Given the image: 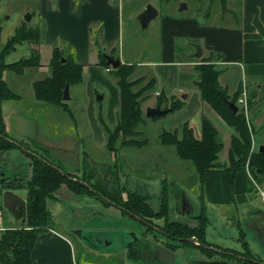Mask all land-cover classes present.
<instances>
[{
	"label": "crops",
	"instance_id": "crops-1",
	"mask_svg": "<svg viewBox=\"0 0 264 264\" xmlns=\"http://www.w3.org/2000/svg\"><path fill=\"white\" fill-rule=\"evenodd\" d=\"M183 1H185L183 4H185L186 8L181 11L177 10L176 6ZM186 1L188 0L158 1L160 4H163L162 12H159V9L156 8L158 13L153 19L156 21V25H158V58L148 61L137 60L133 63V61L123 60L121 55L116 53V50H120V44L123 39L124 0H0V33L4 30H9L7 31L9 35L4 37L2 43L23 23L27 27L39 28L42 38L38 46L27 43L16 46L15 50L17 51L18 58L8 61L9 56L14 53L12 52L6 58V63L15 62L19 57H27L31 49H37L40 57V66L27 69L21 75L32 70L41 74L43 77L40 79H43L50 75L48 64L53 47H57L63 49L65 55H71L74 61L82 66V81L83 76L87 77L88 82L93 81L89 84L85 98L86 109L84 110L82 107L79 111V113H82L80 116L84 120L85 125L90 128V135L85 139L86 144L82 145L84 139L80 134L59 135L60 137L52 141L44 140V144L46 145L44 151H62L69 154L71 158L73 146L78 143L79 157L82 151L83 158H90L89 152L96 149V147L105 146L106 150L112 152L117 148L122 149L120 147L124 146L122 141H120L119 146H114L113 150H109V146H107V130L114 129L119 120L120 96L116 78L108 76L110 72L106 71L107 68L98 64V51L100 50L108 55H113L115 58H119L121 64L135 66L131 80L142 79L143 81H140L139 85L133 86V91H138L140 87L145 86L149 81L153 84L151 90L141 95L143 100L140 105L142 106V103L148 99V92L156 99L151 104L146 103L144 109L157 107V97L159 94L164 95L166 98L174 97L183 101L182 106L173 112L167 113L164 116L161 115L162 117L157 119L149 117V120L147 119L148 122L144 120L143 124L145 126L151 123L153 126L159 128L164 124L167 126H174L176 124V128H179L182 123L187 122L193 128V131L196 130L200 133V115L203 114L215 126L223 141L222 154L219 160L226 162L231 136L234 132L209 105L200 100L199 93L194 85L197 80L194 66L199 64L202 59H212L215 67L222 70L218 77V82L230 98L236 99L235 105L238 107V111L241 108H239L237 100L242 90H245L247 100L251 102L247 108V118H245L251 136V150H258L259 146L264 145V0H205V4H201L199 0H190L193 1L191 2L192 13L188 12L189 7L187 4L189 3ZM215 1L222 8L219 6L214 13V8L212 7L216 6L213 4ZM139 12L141 13V10ZM23 16H29V21H25ZM192 44L200 46L201 54L199 57L193 56L195 48ZM24 46L26 48L19 50ZM139 67H145L146 70L143 69L144 71L136 72ZM42 69L43 71H40ZM40 79H33V81L31 79L29 83L30 87L32 88L34 81ZM95 79L99 80L96 84H94ZM155 93H158V95ZM31 95L34 98L33 89ZM18 98L19 96L17 100H19ZM7 101L1 104L0 113L6 134L4 140L11 144L9 151L13 148H18L19 150L24 148L33 155V157L30 156V165L32 159H41L47 165L59 170L67 180L90 187H94L96 183L99 184L93 175H89L88 173L86 175L83 174L81 165L66 170L62 165L53 163L45 156L39 155L36 150L29 148L28 141L30 138L26 140L10 138L8 135V117L4 111V105ZM165 105V103L161 104L159 106L160 109H168L164 108ZM64 107L65 109L63 110L72 119L73 112L67 110L66 104ZM178 111H181V113L177 119H166L168 114H174ZM16 115L20 120L23 118L19 114ZM160 132L158 131L157 137ZM255 140H258V142L255 143ZM256 144H258V147ZM83 158L81 157V159ZM105 164L95 162V166H104ZM112 169L118 173V182L125 183L126 187L130 183L132 185L131 191L144 195L141 193L145 191V183L142 180L138 181L136 178L131 181L128 179L121 180L120 174H124L125 172L123 171L125 170L120 166H115ZM30 177L31 172L28 179L24 181L25 184L23 186H15L12 190L16 192L18 189L24 188L26 190L25 185ZM250 177L251 175L249 176L246 170L230 172L225 169H214L206 172L201 180L204 182V195L209 205L207 206H212V209H215L224 220V225L222 223V227L220 228L225 230V228L230 227L227 229L229 231H233L231 229H234L238 241L242 242L240 244L242 251L246 249L249 252L250 244L246 238L255 234V221L261 215L260 213L264 212L263 207L260 210L258 209L260 207H255L253 203L254 200L251 197H255L256 193ZM112 187L113 183L109 179H105L101 189L106 191V189ZM162 191H165V189H162ZM118 194L121 201L125 202V190L121 188ZM145 194L147 197L146 203L156 213L160 208V203L156 208H152L148 201L150 195L147 192ZM79 195L69 189L66 184H62L45 201H57L62 196L66 199H74ZM165 197L167 204V198L169 197L167 194ZM182 198V208L177 203L171 202V204H167L168 212L163 220L158 221L160 225L164 226L167 222H178L188 228H196L199 225V216L203 212L206 214V204L204 201L199 204V202L197 203V199H189L185 192H183ZM23 199L26 201L27 191ZM178 205L180 208L177 212L176 206ZM105 206L108 208H105ZM105 206L106 210H110L115 215V221H119L122 218L132 219L127 214H123L119 210V207L111 204ZM121 206L123 207V205ZM196 206L200 210H197ZM45 208L49 214L48 221L50 225L48 224L46 227H40L39 229L40 231L30 255L33 264H89L87 262V255L89 253L98 257L103 256V259L106 260L105 263L108 264L111 262H116V264H154L129 260L125 258V252H121L123 254L98 253L82 244L77 237H74L76 243L81 245L79 250L81 252L79 258H77V250L73 237L71 238L66 232L61 233L53 228L51 223L53 217L46 204ZM86 208L89 209L85 206L84 209ZM228 209L229 211H227ZM232 209L234 210L233 213ZM3 210L7 211L0 204V235L7 228L21 226V212L17 214V211L14 213L8 211L11 216H9L6 222L2 221ZM19 211H21V208ZM170 213L173 219H169ZM82 214L83 211L80 210L78 217H83ZM238 214L242 215L243 223L241 220L239 221ZM153 235L150 238L153 239ZM208 235L206 228H204V242L209 248H215V250L210 249L216 253L214 256H217V253L241 252L230 245L229 247H220L212 244L208 240ZM160 236L162 237V235L158 234V240L152 241L166 247L165 244L161 243ZM255 238L264 251V239L260 240L261 238H258L256 235ZM191 239L194 241H189L188 244H196V237L192 236ZM175 252L177 253V250ZM207 253L213 254L211 252ZM209 254L206 256L202 254L203 259L194 258V264H222L211 263L213 256ZM262 258L264 259V257Z\"/></svg>",
	"mask_w": 264,
	"mask_h": 264
},
{
	"label": "rangeland",
	"instance_id": "rangeland-1",
	"mask_svg": "<svg viewBox=\"0 0 264 264\" xmlns=\"http://www.w3.org/2000/svg\"><path fill=\"white\" fill-rule=\"evenodd\" d=\"M199 1L201 4H205V0ZM186 2L190 4H187L189 7L188 12L192 13L193 8L191 2L193 1L188 0ZM180 3H185V1ZM180 3L176 6L177 10L180 7ZM146 4H151L155 9L158 8L159 12H162L163 10V4H160L158 0H124L123 39L120 44V50H116V53H119L123 60L133 61L134 63L137 60L148 61L158 58L159 40L157 35L158 25H156V21H151V23L145 29H142L137 21V17L140 14L139 11L141 10L142 12V9H144ZM213 4L216 5L215 7H212L214 8L213 12L215 13L217 8L219 6L221 7V5L217 1L213 2ZM7 31L4 30L0 33V44H3L2 42L4 37L9 35L7 34ZM23 48H26V46L21 47L19 50H22ZM13 52L14 53L9 56L8 61H13L18 58L17 51L14 50ZM23 57H19V59ZM143 69L146 70L145 67H139L136 72L144 71ZM40 71H43V69ZM108 76L113 75L108 73ZM42 77L43 76L41 74H38V72L32 70L27 71L23 75H16L5 70L2 72V78L6 81L10 87V90L15 95L19 96V100L15 99L7 101V103L4 105V111L8 117V135L10 138L14 139L21 138L26 140L30 138L28 141L30 149L36 150L39 155L45 156L49 161L62 165L66 170H70L73 169V167H76V165L73 166L74 163L72 162L70 155L62 151H44V148L46 147L44 140L52 141L55 138L60 137L59 135L68 136L69 134L77 133L80 134L84 139L82 141V145H84L86 137H89L90 135V128L85 125L84 120L80 116L82 113H79V111L82 107L84 110L86 109L85 98L87 96L89 84L93 81L88 82L87 77L83 76V81L81 83L72 85L69 88L70 99L65 101V104L67 110H71L73 112V118L71 119L67 115L66 111L63 110L62 106L36 101L32 97V88L30 87L29 83L31 79L33 81V79H40ZM142 81L143 80H141V82ZM98 82L99 80H94V84ZM149 93L150 92H148V99L145 100L141 106L144 115L146 109H144V105H146V103L151 104L156 99ZM180 113L181 111H178L174 114H168L166 119L175 120L178 118ZM16 114L21 115L23 118L20 120ZM144 115L142 118L148 122L149 117ZM144 120L134 128L136 134L133 133L134 135L130 134L128 136H122V134L118 133L112 137L113 146H119L120 141L124 142V146L120 147L122 149L117 148L116 150L109 152L106 150L105 146L98 148L96 147V149H93V151L89 152L91 159L90 161L93 163L98 162L110 164L112 168L115 166L122 167V169L125 170L123 171L125 173L120 174L121 180L128 179L131 181L135 178L138 181L142 180L145 183V192L150 195L148 201L150 202L152 208H156L159 205L161 192H163L162 196L167 194L169 197L167 198L168 205L171 204V202L174 204L177 203L181 205V208L183 207V192H185L189 199H197V203L199 202V204L204 201L206 204V214L204 212L203 213L207 217L205 228L209 234L208 240L212 244L218 245L220 247H229L230 245L232 248L243 252L240 245L242 242L238 241L237 234L235 233L234 229H231L233 231H229L227 229L230 227L225 228V230L220 228L222 227V223L224 225V220L215 209H212V206L208 207L209 205L204 195V182L201 181L191 162L177 158L173 147L162 146L158 141V131H161L162 129L171 131L175 129L177 125L175 124L174 126H167L164 124L158 128L153 126L151 123L145 126L143 124L145 122ZM194 135L197 138L200 137V133H198L196 130L194 131ZM144 140L145 142L143 143ZM257 142L258 140H255V143ZM256 145L258 147V144ZM17 149L18 148L11 149L9 154L11 159L16 161L17 172H20L21 175H24L25 180H27L31 172V153L28 150L26 151L24 148H21L20 150ZM221 154L222 153L219 154V157ZM81 157L83 158L82 151L78 160V166L81 165V160H83ZM258 185L261 186L259 183ZM127 188H132V185L128 183ZM162 189H165V191H162ZM16 193L21 198L26 196V190L24 188L18 189ZM195 196H197V198H195ZM174 198L176 199L173 200ZM251 198L254 200L253 203L255 207H260L258 208L260 210L262 207L264 208V205L260 203V200L257 196H253ZM45 204L53 217L51 221L53 228L61 233L66 232L71 238L73 237L77 250V258H79V254L81 252L79 251L81 245L76 243L74 239L76 236L71 232V230L85 229L87 226H91V224L95 222L110 223V221L114 220L115 216L110 210L105 209L108 208L105 206L107 205L106 203H102L94 197L87 195H79L74 199H66L62 196V198L57 201L47 200L45 201ZM85 206H87L89 209H84ZM196 209L200 210L199 207ZM80 210L83 211V217H78ZM227 211H229V209ZM231 211L232 213L234 212L233 209ZM239 214V221L241 220L243 223L244 220L242 215ZM9 216H11V214L8 211L3 210L2 221L7 222ZM169 219H173L171 213L169 214ZM48 224L49 221L42 227H46ZM160 239V241H162L161 243L163 244L175 245V242L168 238L161 237ZM246 240L250 244V252L253 256L261 258L264 257L263 248L256 241L255 234L249 236L246 238ZM176 250L180 256V261L178 264H194V258L203 259L202 254L204 256L209 254L199 247H195L191 244H180ZM209 255L213 256L212 260L219 259L217 256H214L216 253ZM102 261L103 263H101ZM87 262L89 264H108L105 263L106 260L103 259V256L98 257L97 255H93L91 253L87 255ZM109 264H116V262H111Z\"/></svg>",
	"mask_w": 264,
	"mask_h": 264
},
{
	"label": "trees",
	"instance_id": "trees-1",
	"mask_svg": "<svg viewBox=\"0 0 264 264\" xmlns=\"http://www.w3.org/2000/svg\"><path fill=\"white\" fill-rule=\"evenodd\" d=\"M158 1L169 2L171 0ZM41 40L39 28L27 27L23 23L14 30L13 34L3 44H0V107L4 101L15 100L18 97L2 79L1 73L5 70L21 75L27 69L40 66L37 49H31L27 57H23L16 62L6 63V58L16 49V46L23 43L38 46ZM98 64L109 69V72L116 78L119 88V120L114 129L107 130V144L109 150H113V136L118 133L122 136L136 134L134 128L144 120L140 105L143 100L141 95L151 90L153 84L149 81L145 86L140 87L138 91H133V86L139 84L142 80H131L135 66L121 64L116 69H112L102 55V50L98 51ZM48 67L50 75L36 80L32 84L34 98L37 101L59 105L65 109V102L62 100L64 86L66 82L69 83V86L81 83L82 66L77 64L71 55H65L63 49L53 47ZM194 70L197 74L194 85L197 88L200 100L209 105L234 132L230 140L227 161L221 162L219 160L223 141L215 126L203 114L200 115L199 138L195 137L193 128L187 122H184L179 128L171 131L161 130L158 135L159 142L163 145L172 146L179 159L190 161L201 180L206 172L214 169H225L230 172L247 169L257 184L264 185V151L251 150V136L244 113L241 110L234 113L227 105V101L236 104V99L230 98L218 82L222 70L217 69L210 58L200 60V63L194 66ZM165 98L164 95L159 94L157 105L160 106L165 103L164 108H168L167 113L179 109L183 104L180 99ZM167 100L169 101L166 102ZM250 103V100H247V107ZM162 116L150 118L157 119ZM5 137L0 113V151H7L11 147V144L4 140ZM62 183H65L69 189L78 195L90 194L87 187L67 180L59 170L47 165L43 160L32 159L31 177L25 185L27 191L25 224L10 227L1 232L0 264H33L30 256L31 250L40 227L47 224L46 221L48 222L49 219V214L45 209V199L52 196ZM127 198L125 202L120 201L123 207L136 214L153 216V211L146 203L147 197L135 193L132 196L128 195ZM167 212L166 197L164 195L156 215L165 218ZM206 222V216L202 213L199 216V225L196 228H188L178 222H167L164 229L167 233L176 237L190 238L194 236L201 244H205L203 238Z\"/></svg>",
	"mask_w": 264,
	"mask_h": 264
},
{
	"label": "water",
	"instance_id": "water-1",
	"mask_svg": "<svg viewBox=\"0 0 264 264\" xmlns=\"http://www.w3.org/2000/svg\"><path fill=\"white\" fill-rule=\"evenodd\" d=\"M185 4H181L179 10H184ZM157 10L151 5L147 4L144 10L138 15L137 21L142 29L147 28L148 23L157 16ZM25 21H29V16L24 17ZM195 48L194 57H199L201 54L200 46L192 44ZM106 62L112 69H116L121 62L119 58L113 55H108L102 52ZM62 100H69V83L66 82ZM227 105L232 112H237L238 107L231 101H227ZM168 112V109H160L157 107H148L145 109L146 117L161 116ZM259 152L264 151V145L259 146ZM4 156V158L2 157ZM72 162L78 166L79 160V145L74 144L71 152ZM16 161L12 160L9 151H0V204L2 208L14 213L17 206H21V225L25 223V205L26 201L21 198L10 187L23 186L25 184V176L17 171ZM20 166V165H18ZM255 221L254 233L260 240L264 239V212ZM92 220V219H91ZM122 225H109L107 223L95 222L85 229H73L72 233L88 248L98 252H107L111 254H118L125 252L126 258L134 260L139 263H154V264H178L180 256L172 250L163 247L152 240L144 237L139 229ZM257 238V240H259ZM263 244V242H262ZM204 261V260H202ZM219 261L213 260L211 263Z\"/></svg>",
	"mask_w": 264,
	"mask_h": 264
},
{
	"label": "flooded vegetation",
	"instance_id": "flooded-vegetation-1",
	"mask_svg": "<svg viewBox=\"0 0 264 264\" xmlns=\"http://www.w3.org/2000/svg\"><path fill=\"white\" fill-rule=\"evenodd\" d=\"M9 151V149L7 150ZM31 157H33L32 154H30ZM4 158V156H2ZM81 167H82V171L83 174H89V175H93L95 180H97L99 182V184L96 183V185L94 187H90L88 185L83 184L85 187H87V189L90 191V194H82V195H87V196H91L94 197L95 199H97L98 201H101L103 203L106 204H111L113 206L119 207V210L123 213V214H127L128 216H130L132 219H126V218H122L119 221H115L112 220L110 221V223H107L109 225H122V222H125V226L127 227H132V228H137L139 229V231L141 232V234L150 239V240H158V234L162 235V237L168 238L172 241L175 242L174 244H165L166 248L172 250L173 252L176 251V248L178 246H180V244H188L189 241H194L190 238H182V237H176L173 235H170L169 233H167L164 229L163 225H160L158 223V221L163 220L164 217H157V213L153 212V216H144L143 214H136L133 211L127 209L126 207H122L120 204V197L118 192L121 191V188H123L125 190V197L126 200L128 199V195L132 196L133 194H135V191H131L130 189H128L126 187L125 183H121L118 182V173L117 171H113L112 166L110 164H105L104 166H95V163L90 161V158H83V160L81 161ZM102 168V169H100ZM111 170V171H109ZM15 173H19L17 171H15ZM97 177V179H96ZM105 179H109L111 183H113V187L110 189H106V191H103L101 189V186L103 184V182L105 181ZM25 180V179H24ZM13 188V187H10ZM118 190V191H117ZM144 195L141 196H145L146 192H141ZM161 192V196H162ZM138 195H140L138 193ZM160 196V204L162 202L163 196ZM146 197V196H145ZM125 200V201H126ZM145 202V201H144ZM20 208L21 206H17L15 208V211H17V214L20 213ZM179 205L176 206V210L178 212L179 209ZM14 211V212H15ZM174 211V209H173ZM100 223V222H98ZM156 234V235H153ZM154 236L153 239L150 238V236ZM197 240V239H196ZM188 242V243H185ZM196 244H193L195 247H199L200 249L204 250L205 252H212L211 250H215V248H209L206 244H201L198 240L195 241ZM211 249V250H210ZM217 251V250H216ZM176 253V252H175ZM217 257L219 258V261L215 262V263H222V264H264V259L261 257H257V256H253L251 254V252H249L248 250H244L243 252L240 253H232V252H225V254L222 253H217ZM222 258V259H220ZM217 260V259H216Z\"/></svg>",
	"mask_w": 264,
	"mask_h": 264
},
{
	"label": "built area",
	"instance_id": "built-area-1",
	"mask_svg": "<svg viewBox=\"0 0 264 264\" xmlns=\"http://www.w3.org/2000/svg\"><path fill=\"white\" fill-rule=\"evenodd\" d=\"M106 71L108 72L109 69H106ZM155 94L158 95V93H155ZM237 104L239 108H241V110L243 111L245 118H247V108L248 107H247V96H246L245 90H242L240 97L237 100ZM246 172L250 176L247 169H246ZM250 179L253 183L256 196L259 198L260 202L264 204V185L259 186L251 177Z\"/></svg>",
	"mask_w": 264,
	"mask_h": 264
}]
</instances>
